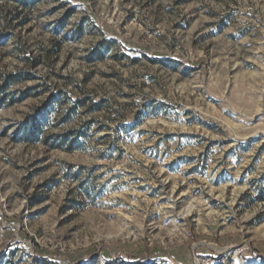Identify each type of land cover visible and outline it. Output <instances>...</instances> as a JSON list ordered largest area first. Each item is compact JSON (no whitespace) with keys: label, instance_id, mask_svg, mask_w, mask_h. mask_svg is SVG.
<instances>
[{"label":"rangeland","instance_id":"rangeland-1","mask_svg":"<svg viewBox=\"0 0 264 264\" xmlns=\"http://www.w3.org/2000/svg\"><path fill=\"white\" fill-rule=\"evenodd\" d=\"M7 74L0 264H264V0H0Z\"/></svg>","mask_w":264,"mask_h":264},{"label":"trees","instance_id":"trees-1","mask_svg":"<svg viewBox=\"0 0 264 264\" xmlns=\"http://www.w3.org/2000/svg\"><path fill=\"white\" fill-rule=\"evenodd\" d=\"M19 1L23 6L28 7V6H33L38 0H17ZM70 11L67 13V16L70 15ZM20 78V75L18 74H7L6 76L3 77L4 83L1 86L0 90L3 91L5 90L6 86L10 82H15ZM55 98V97H54ZM54 98L49 101L43 110L40 112V115L33 120L29 119L25 120V123L23 124L21 130H20V135H17V137H20L22 140H33L37 138L40 133L43 131V126L48 123L49 117L52 114L53 111V100ZM56 99V98H55ZM85 100H77L75 101L74 105H72L68 111H67V116L68 118L73 115L74 111L82 104H84ZM90 126V122L84 124L82 127L78 128L77 130L67 133L65 135L59 136V139L62 141H67L69 140L71 134L74 135V143H81L83 141V136L87 132V129ZM19 133V132H18Z\"/></svg>","mask_w":264,"mask_h":264}]
</instances>
